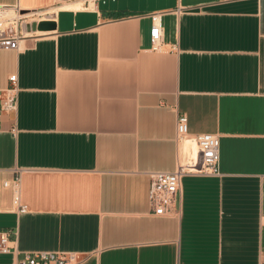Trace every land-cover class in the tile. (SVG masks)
I'll list each match as a JSON object with an SVG mask.
<instances>
[{"label":"crops","instance_id":"1","mask_svg":"<svg viewBox=\"0 0 264 264\" xmlns=\"http://www.w3.org/2000/svg\"><path fill=\"white\" fill-rule=\"evenodd\" d=\"M113 3H117L113 2ZM56 28L0 50V231L24 252L92 254L84 264H264V0H122L97 11L58 0ZM161 13L165 50L150 51ZM172 46H177L172 51ZM176 110L221 139L218 177H185L180 210L151 214L153 172L177 164ZM16 133L10 132L11 124ZM188 150V145L184 147ZM0 253V264H14Z\"/></svg>","mask_w":264,"mask_h":264},{"label":"built area","instance_id":"2","mask_svg":"<svg viewBox=\"0 0 264 264\" xmlns=\"http://www.w3.org/2000/svg\"><path fill=\"white\" fill-rule=\"evenodd\" d=\"M108 1L117 0H59L60 3H80L83 10L97 11ZM231 1V0H222ZM54 14L49 10H22L19 5L0 6V50L19 51L22 44L29 39L45 34L37 30L41 22L54 21ZM152 20L150 31V51L160 53L165 50L162 14L154 13L149 16ZM177 46L171 50L176 51ZM8 86L0 89V134L3 132L2 119L12 118L18 110L19 78L12 74L8 78ZM175 142L178 147L177 164L172 172H153L149 190V205L151 214L156 217H171L180 210L182 196V181L185 177H218L220 171L221 139L217 134H192L189 131V118L186 113L176 110ZM10 132L16 133L12 123ZM184 144L188 145L185 150ZM2 187L11 188L13 192V210L19 213L27 211L21 202V175L12 181L2 182ZM11 231H0V253L13 254L14 264H84L92 254L81 252H24L12 249L10 244Z\"/></svg>","mask_w":264,"mask_h":264},{"label":"water","instance_id":"3","mask_svg":"<svg viewBox=\"0 0 264 264\" xmlns=\"http://www.w3.org/2000/svg\"><path fill=\"white\" fill-rule=\"evenodd\" d=\"M56 28V24L52 21L48 22H41L40 24L37 25V30L40 32H49L53 31Z\"/></svg>","mask_w":264,"mask_h":264},{"label":"bare ground","instance_id":"4","mask_svg":"<svg viewBox=\"0 0 264 264\" xmlns=\"http://www.w3.org/2000/svg\"><path fill=\"white\" fill-rule=\"evenodd\" d=\"M61 9L64 10H73V11H78V10H82L83 7L80 3H65L61 6ZM56 10V9H55ZM59 9H57L56 11H58ZM55 11V12H56ZM187 146V144H184V147ZM183 147V148H184Z\"/></svg>","mask_w":264,"mask_h":264},{"label":"rangeland","instance_id":"5","mask_svg":"<svg viewBox=\"0 0 264 264\" xmlns=\"http://www.w3.org/2000/svg\"><path fill=\"white\" fill-rule=\"evenodd\" d=\"M122 0H117V3H113L112 1H108L106 5H102V7H105V6H110V5H114V4H118L119 2H121ZM58 6H62L64 3H60L59 0H58ZM56 9V8H55ZM55 9H51L49 10L51 13H54L56 10Z\"/></svg>","mask_w":264,"mask_h":264}]
</instances>
